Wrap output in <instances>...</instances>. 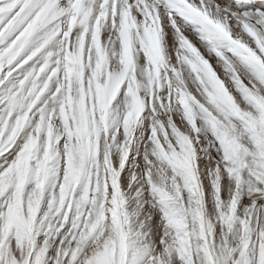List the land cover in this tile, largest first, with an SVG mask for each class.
Masks as SVG:
<instances>
[{
    "label": "snow or ice",
    "instance_id": "1",
    "mask_svg": "<svg viewBox=\"0 0 264 264\" xmlns=\"http://www.w3.org/2000/svg\"><path fill=\"white\" fill-rule=\"evenodd\" d=\"M0 264H264V0H0Z\"/></svg>",
    "mask_w": 264,
    "mask_h": 264
}]
</instances>
